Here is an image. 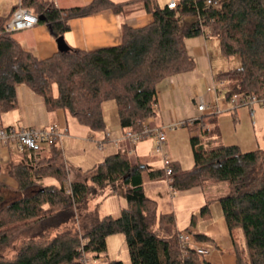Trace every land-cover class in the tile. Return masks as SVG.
<instances>
[{
    "label": "trees",
    "instance_id": "1",
    "mask_svg": "<svg viewBox=\"0 0 264 264\" xmlns=\"http://www.w3.org/2000/svg\"><path fill=\"white\" fill-rule=\"evenodd\" d=\"M18 3L41 15L38 22L54 38L69 29L71 18L105 9L123 12L136 3L152 14V21L139 27L122 23L115 45L69 46L67 52L40 58L3 30L10 14L0 16V112L16 106L15 86L25 84L41 96L46 109H62L93 131L105 128L102 105L113 100L120 127L139 131L156 113L158 83L195 67L186 39L201 34L217 37L222 56H239L238 67L215 76L226 82L219 89L225 100L264 96V0H177L174 8L157 0H91L68 8H58L52 0ZM216 114H202L184 125L190 134V169L171 161L168 176L163 168L148 170L147 175L167 177L171 190L224 182L225 192L206 198L189 226L208 219L210 204L217 201L235 264H264V143L247 151L236 144L204 147L202 140ZM61 156L60 145L53 142L36 161L23 158L0 166V175L4 169L14 182L0 176V264H84V258L106 254V238L114 233L124 235L129 264H211L180 235L190 232L197 242L210 237L189 226L178 229L174 213L158 212L156 200L145 194V165L131 162L126 153L106 155L85 170L90 183L73 179L68 193ZM47 176L57 182L43 184ZM119 182L125 194L119 214L98 216L90 211L87 217L89 197ZM105 264L124 263L108 259Z\"/></svg>",
    "mask_w": 264,
    "mask_h": 264
},
{
    "label": "crops",
    "instance_id": "2",
    "mask_svg": "<svg viewBox=\"0 0 264 264\" xmlns=\"http://www.w3.org/2000/svg\"><path fill=\"white\" fill-rule=\"evenodd\" d=\"M18 1L0 0V16L10 14ZM52 1L58 8H68L87 4L91 0ZM167 1L169 0H165V2ZM150 21H152V14L147 12L141 3L127 6L123 12L105 9L92 15L71 18L69 29L63 33V38L68 46L77 49H94L115 45L120 42L119 27L122 23L139 27ZM15 38L24 48L40 58L48 57L58 51L55 38L43 23L37 22L30 28L17 31ZM186 45L194 57L195 67L192 70L168 76L158 83L156 104L158 111L153 117L146 120L150 127L167 125L208 113L209 111L198 110L197 103L202 100L205 104H208L213 95L207 90V87L214 82L217 73L231 69L226 68V64L221 63L218 59L216 63L215 50L220 54L217 37L201 34L187 38ZM15 92L17 104L8 113L2 115L4 122H0V126L10 124L40 127L56 123L65 131L60 141V147L62 145L64 149L67 147L75 149L79 143L83 144L84 142L85 146H91L88 148L89 154H85V157L78 162L76 161L74 165L68 162L64 163L60 159L59 164L66 167L69 175L74 179L84 180L87 177L85 170L103 160L106 155L115 152L126 153L131 162H139L146 167L143 174V184L148 185L149 188L146 187V190L149 191V194H145L157 201L158 208L159 201L165 202L160 211H172L178 229L183 230L189 226L188 198H192L195 205V208L190 210L193 212L205 202L207 198L205 188L209 183L178 190L175 198H181V207H177L174 201H171V204L166 203V194L172 193L168 178L150 179L147 175L148 170L162 168L161 155L155 160L149 158L155 138L153 136L146 137L134 144L123 138L124 130L120 127L115 104L109 107L108 116L103 112L105 128L101 131H93L79 124L75 118L62 109L53 111L46 109L41 96L29 86L18 84L15 86ZM105 104L104 106H106ZM218 104L220 111L215 116L214 124H208L211 129L202 140L204 147L236 144L242 150L247 151L253 150L264 143V104L253 103L233 108L231 103L223 98L222 92H219ZM88 135L89 138L86 139ZM189 136L187 127L179 126L166 130L165 141L162 144V152L169 161L178 162L184 170L190 169L193 164ZM114 139H117L116 143L113 141ZM130 149H133V151L128 153ZM44 154H46V144L23 153H16L0 144V166L3 167L10 161H21L23 158L36 161L42 158ZM164 179L166 180L163 181ZM108 186L114 188L116 185L109 184L106 187ZM210 189L216 190L214 187H210ZM219 191L221 192L213 191L215 193L213 194L214 197L224 193L225 187H222ZM121 208L122 206H117L116 210L120 212ZM210 210V217L199 219L196 224L189 226L190 230L204 233L210 237V240L201 242L211 246L210 251L203 256L206 261L211 264H235L230 236L220 208L212 202ZM179 223L182 225L181 227L178 225ZM99 260L101 264H105L107 261L102 257Z\"/></svg>",
    "mask_w": 264,
    "mask_h": 264
},
{
    "label": "built area",
    "instance_id": "3",
    "mask_svg": "<svg viewBox=\"0 0 264 264\" xmlns=\"http://www.w3.org/2000/svg\"><path fill=\"white\" fill-rule=\"evenodd\" d=\"M209 2V0H208ZM177 4V0L167 1L168 8H174ZM38 22L37 15L32 12L31 9L20 5L19 3L14 7L10 13L9 18L6 20L3 26L5 32H15L32 27ZM226 82L224 80L215 79L214 82L207 87V90L212 93L213 97L208 104H205L202 100L197 103L196 107L200 111L219 112L220 107L218 104L219 87H224ZM232 107L235 108L240 105H250L253 103L264 104L263 97L245 96L237 97L233 96L228 100ZM252 112V110H251ZM194 118L174 122L167 125L150 127L146 121H143L142 127L139 131H131L125 129L122 137L130 141L131 144L152 135L155 138L153 149L155 152L161 155L163 171L166 176L171 173L170 161L162 152V144L165 141L166 130L173 129L179 126H184L186 123H191ZM65 131L56 123H51L40 127H27L8 125L0 126V144L16 153H23L33 150L42 144H50L56 142L60 145L61 138L64 136ZM107 137H109L107 135ZM115 143L117 139L113 140ZM133 149H130L128 153H131ZM64 188L66 192L71 191V181L67 179L64 181ZM181 238L185 244L190 245L196 249V251L202 255L207 254L211 246L197 242L193 239L192 233L184 232ZM84 264H93L92 259L84 258Z\"/></svg>",
    "mask_w": 264,
    "mask_h": 264
},
{
    "label": "rangeland",
    "instance_id": "4",
    "mask_svg": "<svg viewBox=\"0 0 264 264\" xmlns=\"http://www.w3.org/2000/svg\"><path fill=\"white\" fill-rule=\"evenodd\" d=\"M157 2L159 4H163V3H165V0H157ZM6 15H9V14H6ZM6 15H3V16H6ZM16 32L17 31L12 32V35L14 37H15ZM215 56H216L215 57L216 63H217V59H218L221 63L224 62L226 64L225 65V66H227L226 68H236V67H238L240 65V59H239L238 55H233V56H230V57H224V56L221 55V53L219 54V52L217 50H215ZM223 88H221V90H223ZM104 104L106 106H104ZM113 104H115V102L113 100H107V101H105L103 103V105H102L103 112H105L107 114V116L109 115L108 109ZM155 111L156 112L158 111V106L157 105H156ZM8 112L9 111L0 112V122H4L3 121L4 118H2V115L4 113H8ZM151 117H153V116H151ZM151 117H149V118H151ZM89 134H93V133H89ZM147 137H152V135L147 136ZM88 138H89V135L86 136V139H88ZM90 147L91 146H85V142L83 144L79 143L77 145V148H75V149L74 148L70 149V147L69 148L67 147V148L64 149V147H62V145H61V151H62L61 160L64 163L68 162V163L74 165V163L76 161L78 162L80 159H83L85 157V154H89L88 148H90ZM150 153H151V155L149 157L150 159H154L155 160V159H158L160 157V154L155 152L153 148L150 150ZM155 166H157V165H155ZM162 167H163V164H162ZM64 168H65V171H66L65 181L67 179H69L70 181L73 180L74 178L71 177V175H69V173L67 171V168L66 167H64ZM0 176H1V179L5 180V181H8L9 183H14L13 180L6 175V172H5L4 169H2V172H1ZM84 180H86L88 183H90L88 175H87V177ZM165 180L166 179H164L163 181H165ZM46 182L56 183L57 181H56V179L54 177L47 176V177L44 178L43 184L46 183ZM212 184L214 186H209V185H212ZM115 185L116 186L114 188L108 186V187H104V188H102L100 190H96V192H94L91 195V197H89L90 199H88L87 214H86L87 217L91 216L90 211L96 213L98 216H102L104 214H112V215L115 216V215L119 214V211L116 210L117 206H122L123 207L125 205L124 186L120 182L116 183ZM143 185H144L143 186L144 187V192L146 194H149L148 193L149 191L146 190V187L149 188L148 185H145V184H143ZM209 185L206 186V188H205L206 194H207L206 195L207 198L214 197L213 194H215V193H213V191L220 193L221 191H219V189H222V187H225V190H226V185H225L224 182L209 183ZM210 187H214V188H216V190H211ZM177 193H178V190H172L171 194H169V193L166 194V198H165L166 199V203L171 204V201H174V203L177 205V207H181V204H182L181 203V198L180 199L179 198H175ZM7 196H9V195H7ZM164 203L165 202H163V201H159V208L157 207L158 208V212H161L160 208L162 207V205ZM214 203H215V206L220 208V204L217 201H214ZM194 206L195 205L193 203L192 198L191 199L188 198L189 219L191 218L193 213H197L198 212L199 207H198V209H195L193 212L190 211L191 209L195 208ZM190 212H192V213L190 214ZM197 222H198V220L196 221V223ZM178 225L180 227L182 226V225H180V223ZM106 244H107L106 254L102 257L103 259H105V260L118 259V260H122V262L124 264H129V255H128V251H127V246H126L124 235L122 233H114V234L109 235L106 238ZM88 259H92L93 260V264H101V261L99 260L100 258H98V259L88 258Z\"/></svg>",
    "mask_w": 264,
    "mask_h": 264
},
{
    "label": "water",
    "instance_id": "5",
    "mask_svg": "<svg viewBox=\"0 0 264 264\" xmlns=\"http://www.w3.org/2000/svg\"><path fill=\"white\" fill-rule=\"evenodd\" d=\"M38 19H42V16L39 15L37 16ZM56 44H57V49L59 52H67L69 50V46L65 42L64 38L62 35L58 36L55 38Z\"/></svg>",
    "mask_w": 264,
    "mask_h": 264
}]
</instances>
